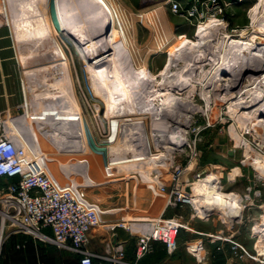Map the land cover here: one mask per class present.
Instances as JSON below:
<instances>
[{
    "label": "rangeland",
    "instance_id": "obj_1",
    "mask_svg": "<svg viewBox=\"0 0 264 264\" xmlns=\"http://www.w3.org/2000/svg\"><path fill=\"white\" fill-rule=\"evenodd\" d=\"M107 1L112 10L114 27L118 31V40L113 43L110 41L112 23L98 35L96 31L95 35L92 34L96 40L91 45L92 49L97 48L104 53L102 61L92 59L86 42L78 40L70 30L56 28L58 20L54 13L52 14V3L55 0H41L35 3L40 5V12L43 10L41 13L45 20L49 19L46 22L50 23L53 34L39 49H36L34 39L25 43L28 52L32 49V56L28 60L29 68L33 71L27 79L30 87L28 101H38L37 113H31L30 116L33 120L37 119V127L41 128L38 129L27 122L25 128L20 129V132L25 131L36 144L34 150L27 145L25 148L36 154L41 163L48 165L50 171L62 183H78L82 194L90 200L105 194L123 193L124 186L112 185L105 189L103 195L98 189L88 186V183L98 181L90 180L87 176L91 168L87 155L93 154L94 167L99 169L101 166L108 175H112L115 168H106L114 167L117 163H124L125 167L132 166L141 171H144V168L151 172L161 169L171 180L168 192L172 191L173 196L185 193L204 203V214L193 218L199 221V224H192L195 229L227 239L232 238L241 244L250 255L241 264H262L264 84L260 85L259 82L264 78V42L259 43L257 37L252 40L251 36L254 35V27L258 23H264V0H182V10L178 12L172 9L171 0ZM186 9L189 13L180 12ZM57 44L62 48L64 60L53 53ZM173 48L174 52L170 51ZM235 49L242 52L239 53L241 55L236 54ZM231 52L235 53V58L229 64L230 72L226 71L224 74L220 66L222 63L227 65L228 61L225 59ZM84 55L90 57L89 60L85 59ZM254 57L263 61L261 67L253 64L251 59ZM247 59L250 60L239 66L240 62ZM60 61L66 65L60 64ZM114 63L119 68L117 73H121L125 82L135 87L133 96L137 107H142L148 101L164 102L162 99L171 97L165 98L167 102L174 96V103L165 104L164 108H154L144 115L143 125L147 130V138L144 140L145 151L141 158H137V154H127L130 149H122L130 143L129 139L131 143L138 145L141 140L139 133L127 134L133 138L131 139L121 130L113 138L114 134L110 131L113 124L107 116L105 98L95 90L97 83L91 76L92 72L100 74L113 86L114 78L111 79L110 76L115 72ZM141 69H145L147 75L138 79ZM248 75L256 77V82L249 80ZM219 76L220 81H213ZM64 80L69 81H65V86ZM180 81L185 84L182 85ZM172 82H176L174 87L177 91L166 84ZM244 92L247 93L245 97L242 95ZM47 94H52V97H46ZM252 97L258 99L246 104V99ZM236 109L248 118L238 120L234 112ZM59 111L78 112L80 120L63 121L65 116L58 118V115H55ZM23 114L24 111L19 112L18 121L26 119ZM8 119L7 116H0L2 130L4 121ZM171 119L177 120V123ZM6 122L8 126L11 125L10 121ZM119 122L121 128L127 126L125 120L121 119ZM155 123L162 124L165 128L164 135H154L150 131L151 127L155 128ZM137 125L139 126L133 124V127ZM57 126L59 131L60 126H64L61 130L65 132H59L64 135L58 146L61 151L70 147L73 149V142L80 141V137L82 139V136L78 135L82 129L85 144L81 143L83 147L79 145L80 148L76 149L77 155L83 154L80 155L81 158L71 161L49 153L46 139L59 134L51 131ZM38 130L48 132L40 134ZM67 134L71 135L70 143ZM35 135L43 139L39 142L44 148L43 151L39 148ZM134 135L138 137H132ZM21 140L24 141L23 138ZM110 144H117L122 147L121 151H124L116 148L119 152L116 156L115 151L111 152L113 150ZM80 150L81 153H78ZM109 153L113 154V157H108ZM98 155L101 158L97 157ZM115 158L120 160L115 162ZM74 162L75 164L71 165ZM195 192L198 195H193ZM97 203L101 205L99 201ZM187 205L191 212L192 206L189 203ZM217 228L221 229L215 231ZM63 250L72 256L71 251ZM188 264H192L191 259Z\"/></svg>",
    "mask_w": 264,
    "mask_h": 264
},
{
    "label": "crops",
    "instance_id": "obj_2",
    "mask_svg": "<svg viewBox=\"0 0 264 264\" xmlns=\"http://www.w3.org/2000/svg\"><path fill=\"white\" fill-rule=\"evenodd\" d=\"M14 2L17 11H21L24 2L20 0H14ZM9 11L8 2L0 0V116L9 117L6 121H10L11 125H17L20 129L25 128L27 122L37 127V119L33 120L30 114L37 112L38 101L32 103L28 101L30 87L27 79L33 74L32 69L29 68L28 51L25 46L29 39L24 38L26 35L16 32L15 26L8 20ZM20 111H24L26 119L18 121L20 119L18 118L13 121L14 117L19 116ZM60 134L47 137L49 153L71 161L81 158L83 154H78L81 155L79 157L77 150L71 147L64 151L58 148L64 136ZM35 138L43 151L44 148L39 144L43 139L41 137L39 139L36 135ZM67 138L70 143L71 135L67 134ZM81 140L85 141L83 135ZM78 153H81V150ZM112 155L109 153L108 157ZM86 158H89L90 171H92H89L87 176L90 180L98 181L88 183V186L98 189L102 195L105 189H109L112 185L124 186L123 193L118 195L111 193L91 198L92 201H99L100 206L105 210L102 215L104 224L91 228L88 233L87 247L95 254V264H101V257L108 254L117 244H122L127 257L133 259L137 234L148 226V221L151 219L176 218L183 223L199 224V221L190 219L191 212L188 210L187 203L177 205L168 203V187L171 185V180L167 178L163 170L157 169V172H151L148 168H144V171H141L132 166L125 167L124 163H117L122 165L116 164L114 167L106 168L107 170L115 168L112 170L113 174L108 175L101 166L99 169L94 167L93 154L87 155ZM157 181H161L166 190H161ZM120 222L124 223V226H116L112 230L106 227ZM220 229L217 228L215 231ZM45 232L50 234L49 229H45ZM196 237L195 234H182L178 239L177 250L173 254L167 253L164 244L156 241L153 244V250L140 260V264H188L189 259L192 260V264H231L232 238L217 239L212 242L205 236L202 238V248L198 252L189 251L186 245ZM239 263L241 264L238 261ZM0 264H78V256L75 253L71 256L68 251L56 247L51 242H45L7 226L0 232Z\"/></svg>",
    "mask_w": 264,
    "mask_h": 264
},
{
    "label": "built area",
    "instance_id": "obj_3",
    "mask_svg": "<svg viewBox=\"0 0 264 264\" xmlns=\"http://www.w3.org/2000/svg\"><path fill=\"white\" fill-rule=\"evenodd\" d=\"M181 1L171 0L175 12L182 10ZM180 12L189 13V10ZM18 118L20 116L14 117L13 121ZM21 135L24 141L14 135L5 122L3 130L0 126V183L5 182L0 187V232L9 226L15 231L75 253L78 264H94L95 254L87 247L88 233L91 228L104 224L102 215L105 210L99 203L83 195L78 183H62L48 165L41 163L38 157L28 155L25 145L34 150L36 144L25 131ZM157 183L161 190H166L161 181ZM182 194L178 193L175 197L172 191L169 192L168 203H189L192 206L190 219L193 220L197 216L196 211L190 198L182 197ZM116 226H124V223L106 227L112 230ZM45 229H49L50 234ZM181 230L197 236L186 245L193 252L202 248V238L205 236L212 242L217 239L227 240L226 237L197 230L191 223H183L176 218L158 217L149 220L148 226L138 232L132 260L127 257L124 246L117 244L101 257V264H140L139 261L153 250L156 241L162 242L167 253L173 254L177 250ZM230 250L231 264L243 262L250 256L235 241L231 242ZM261 263L264 264V261Z\"/></svg>",
    "mask_w": 264,
    "mask_h": 264
},
{
    "label": "bare ground",
    "instance_id": "obj_4",
    "mask_svg": "<svg viewBox=\"0 0 264 264\" xmlns=\"http://www.w3.org/2000/svg\"><path fill=\"white\" fill-rule=\"evenodd\" d=\"M9 1V6H10V11L8 13V20L11 21V23L15 26V29H16V32L21 34V35H26L24 38L26 39H34L35 42H36V49L38 48H41L43 44H45L46 41L49 40L51 34L52 33V29L50 27V23L48 24L46 22V19L44 18L43 16V10L40 12V5L37 6L35 3L38 1H41V0H27L24 2V4H22V10L21 11H17V8H15V5H14V0H8ZM43 1V0H42ZM103 1V2H102ZM102 1H99V0H55L53 4L54 6V9H52V14L54 13V16L57 18L58 20V23L56 25V28L57 29H60L62 28L63 30H66V31H69L72 32L73 35L77 36L78 40H80L81 42H86V48L88 50H91L89 54L92 55V59H96L97 61H102L103 60V52H101V50L97 49V48H94L92 49L93 47L91 46L93 43H95L96 40L95 37H94V33L96 31V35H98L102 30L103 28L107 27V25H110L112 23V33L110 35V41L113 43V42H116L118 40V31L117 29L114 27V21H113V18H111V7L109 5V2L107 0H102ZM45 2V0H44ZM105 2V3H104ZM264 3V2H263ZM7 4V3H6ZM19 4V3H18ZM46 5V4H45ZM51 5V3H50ZM48 6V5H47ZM45 9V8H44ZM45 11V10H44ZM51 12V11H50ZM48 16V15H47ZM33 17L35 19H33ZM55 19V18H54ZM49 20V19H48ZM53 21V20H52ZM99 23L101 24L99 26ZM98 26V27H97ZM109 27V26H108ZM54 28V27H53ZM255 30H254V35H252V40L254 37H257L258 38V42L259 43H262L264 42V23L261 24V23H258L255 27ZM73 29V30H71ZM55 30V29H54ZM201 32V31H200ZM94 34V35H92ZM245 34V32L243 33ZM55 35H56V32H55ZM71 35V33H70ZM54 37V36H53ZM200 37V36H199ZM243 37V36H242ZM70 38V37H69ZM72 38V37H71ZM76 39V38H75ZM185 39V38H184ZM183 39V40H184ZM25 40V39H23ZM63 41V40H62ZM233 41V40H232ZM53 42V41H52ZM55 42V41H54ZM79 42V41H78ZM180 42V41H179ZM182 42H185V41H182ZM181 42V43H182ZM248 42V41H247ZM257 42V43H258ZM246 43V42H244ZM54 44V43H53ZM83 44V43H82ZM255 44V43H254ZM178 45V44H177ZM185 45V44H184ZM76 46V45H75ZM99 46V45H98ZM176 46V45H175ZM80 47V46H79ZM55 48V47H53ZM172 48V47H171ZM179 48V47H178ZM34 49V48H33ZM35 49V50H36ZM77 49V48H76ZM52 50V49H51ZM80 50V49H79ZM173 49H171L170 51L174 52ZM83 51V50H82ZM86 51V50H85ZM236 51V54H239V53H242L240 51H238V49H235L234 52ZM32 49L30 50V52L27 53V59L29 60V58L32 56ZM54 55H57L58 58L60 59H65V56H64V53L62 51V48L59 44H57L55 50L53 51ZM86 53V52H85ZM232 53V52H231ZM229 54V56L225 59V61H228L227 62V65L226 63H222V65L220 67H222V73L225 74L226 71H229L228 70L230 68L229 64H231L232 62V59L235 58V53L233 54ZM88 54V53H87ZM241 55V54H239ZM238 55V56H239ZM84 58L85 59H88L90 57H88L87 55H84ZM111 59V58H110ZM27 60V61H28ZM250 60V59H247V60H244L242 62H240V65L239 66H242L243 64H246L247 61ZM253 64L255 66H258V67H261L262 66V60L259 58V57H254L251 59ZM95 61V60H94ZM29 62V61H28ZM59 63V62H58ZM62 63V65H66L65 62L63 61H60V64ZM91 63V62H90ZM98 63V62H97ZM56 64V63H55ZM96 64V63H95ZM116 65V63H114ZM53 66V64H51ZM58 66V65H57ZM45 67V66H43ZM127 67V66H126ZM42 68V67H41ZM39 68V69H41ZM58 69V67H56ZM65 68V67H64ZM63 68V70H64ZM111 68V67H110ZM109 68V69H110ZM132 68V67H131ZM44 69V68H43ZM66 69V68H65ZM220 69V68H219ZM27 70V69H26ZM25 70V71H26ZM38 70V69H37ZM65 71V70H64ZM63 71V72H64ZM92 71V69H91ZM94 71V70H93ZM114 75H111L110 78L113 79L114 78V85L113 86H110L104 79V77L100 74H94L92 72L91 76L92 78L96 81L97 85L95 84V90L99 93V94H103L104 98H105V102H106V111H107V116H109L111 118V121H112V124L113 126L111 125V128H110V131L114 134L113 135V138L117 136V133H120V131L124 130V133L125 136H127V134H131L133 135V133H139V135L141 136V140H140V143L138 145H135L134 142L131 143V140L129 139V142L130 143H127L126 146H124V148L120 147V146H117V144H110V147L113 151H111L112 153H114L115 151V154H117L116 156H118V151H116L115 149L117 148L118 150L121 151L120 148L122 149H125V150H129V153L133 156L135 154H137V158H141L144 154L143 151H145V146H144V140L147 138L146 137V133H147V130L145 129L143 123V118H144V115L146 113H148L150 110L156 108L158 109L159 107L161 108H164L166 107L165 104H172L174 103V96H172L173 98L167 102H165V98L166 99H169L171 97H165L164 99V102L163 101H148L146 104H144L141 108L140 107H137V101L134 99V96L135 95V87H132L131 85H129L127 83V81L125 82V79L122 78V74L121 73H117L119 72V68L118 66L116 65L114 67ZM27 72V71H26ZM68 73V72H67ZM66 73V74H67ZM227 73V72H226ZM147 73H146V70L145 69H141L139 71V75H138V79L139 78H144L146 77ZM64 76H67V75H64ZM69 76V74H68ZM262 76H264V74H262ZM259 77V76H258ZM261 77V76H260ZM66 78V77H64ZM130 78V77H129ZM219 78V79H218ZM217 78V80H213V81H220L221 77L219 76ZM248 78L249 80H251L253 83L256 82V77H252L251 75H248ZM131 79V78H130ZM223 79V78H222ZM62 80V79H61ZM68 80V79H67ZM128 80V79H127ZM65 81L64 80V86H65ZM63 82V81H62ZM67 83L69 81H66ZM101 83L103 85H101ZM132 83V82H131ZM139 83V82H138ZM176 82H172V83H166L167 85H169V87L171 89H174L175 91H177V88L174 87ZM180 83L183 85L185 83H183L182 81H180ZM187 83V82H186ZM213 83V82H212ZM260 85H263L264 84V78L260 79ZM58 84V82H57ZM180 84V85H181ZM69 85V84H68ZM67 86V84H66ZM70 86V85H69ZM66 89V88H64ZM68 90V89H67ZM70 91V90H69ZM141 92V91H140ZM247 92V91H246ZM246 92H244L242 95L243 97H245V94H247ZM69 93V92H68ZM70 94V93H69ZM212 94L214 95L215 92L213 90ZM212 95V96H213ZM217 95V94H216ZM171 96V95H170ZM46 97H52V94H47ZM70 97V95H69ZM213 98V97H212ZM215 99H217L216 97H214ZM253 98V99H252ZM250 99H246V104L248 103H252L254 101H256L258 98H254L252 97ZM214 99V100H215ZM217 101V100H216ZM212 103H214L212 101ZM62 108V107H61ZM64 108V107H63ZM144 108V109H142ZM241 109V108H240ZM66 111V110H65ZM235 113V116L238 120H241L242 118H248L245 116V114H243L242 112H240V110H234ZM37 113V112H36ZM35 114V113H34ZM33 114V115H34ZM55 115L57 116L58 115V118L59 117H64V119H62L63 121H79L80 120V115L78 114V112H56ZM172 115V114H171ZM170 116V115H169ZM151 117V116H150ZM170 118V117H169ZM66 119V120H65ZM125 120V124H127V126L123 129L121 128L120 126V120ZM60 120V119H59ZM172 120V119H171ZM175 120V119H174ZM172 120V122H176L177 123V120L174 121ZM5 124L7 125V122L4 121ZM55 122V121H54ZM59 123V122H58ZM79 123V122H78ZM84 123V122H83ZM161 123V122H160ZM54 124V123H53ZM52 124V125H53ZM61 124V123H60ZM66 124V123H65ZM80 124V123H79ZM133 124L134 126L136 124H139V126L137 125L136 127H133ZM164 125V124H163ZM51 126V124H50ZM55 126V124H54ZM70 126V124H69ZM68 126V127H69ZM83 126V125H82ZM155 128L151 127V132L155 135L159 134V133H162L164 135L165 133V128H163L162 124H159V123H155L154 124ZM7 127H9V129L11 130V132H13L14 135L18 136L20 138L21 136V130L20 128L17 126V125H10ZM62 126H60V131L58 130V126L57 128H53L54 130H51V131H54V133H59L61 132L63 129V127L61 128ZM67 127V126H65ZM71 127V126H70ZM80 128V127H79ZM38 129H41L40 126H38ZM71 129V128H70ZM88 129V128H87ZM74 130V129H73ZM77 130V129H76ZM39 133H47V132H43L42 130H38ZM56 131V132H55ZM64 131V130H63ZM62 131V132H63ZM69 131V130H68ZM72 131V129H71ZM50 132V131H49ZM61 132V133H62ZM70 132V131H69ZM77 132V131H75ZM74 132V133H75ZM73 133V132H72ZM85 133V132H84ZM71 134V133H70ZM83 134V131L82 129L79 130V136H82ZM74 134H72L73 136ZM111 135V136H112ZM76 136V135H75ZM86 136V135H85ZM138 137V135H134L132 137ZM77 137V136H76ZM128 137V136H127ZM126 137V138H127ZM75 138V137H74ZM128 138H131L130 136ZM124 139V138H123ZM133 139V138H131ZM76 140V138H75ZM138 140V138H137ZM136 140V141H137ZM135 141V142H136ZM80 143V144H79ZM85 144V141L84 140H81V137H80V141H75L73 142V149H77L79 147V145H82V144ZM126 143V142H125ZM137 144V143H136ZM125 145V144H124ZM129 145V146H128ZM106 146V145H105ZM104 146V147H105ZM83 147V145H82ZM86 149H87V146H85ZM109 147V148H110ZM126 147V148H125ZM80 148V147H79ZM89 149V147H88ZM108 149V148H107ZM110 149V150H111ZM27 150V149H26ZM109 150V149H108ZM109 150V151H110ZM124 151V150H122ZM121 151V152H122ZM120 152V153H121ZM27 153L28 155H31V156H35L37 157L36 154L30 152L29 150H27ZM111 154V153H110ZM113 157V156H112ZM120 157V156H119ZM111 158V157H110ZM38 160L40 161L41 159L38 157ZM120 158H115V162L116 161H119ZM107 174V173H106ZM193 195H198L197 192H195V194ZM191 195H187V194H182V197H188ZM213 197H216V196H213ZM216 199H220V198H216ZM190 202L192 203L195 211H196V214L198 216H201L204 214V206H203V202L200 203L199 199H195L194 197H191L190 198ZM206 203V202H205ZM121 220V219H120Z\"/></svg>",
    "mask_w": 264,
    "mask_h": 264
},
{
    "label": "trees",
    "instance_id": "obj_5",
    "mask_svg": "<svg viewBox=\"0 0 264 264\" xmlns=\"http://www.w3.org/2000/svg\"><path fill=\"white\" fill-rule=\"evenodd\" d=\"M218 1V0H217ZM220 1V0H219ZM218 4H219V2H217ZM5 182L4 181H2L0 184L1 185H3ZM182 234H186V232L185 231H183V230H181L180 232H179V235H178V239H179V237L182 235ZM130 259V258H129ZM132 260V259H131ZM139 263H140V261H139ZM95 264V263H94Z\"/></svg>",
    "mask_w": 264,
    "mask_h": 264
},
{
    "label": "water",
    "instance_id": "obj_6",
    "mask_svg": "<svg viewBox=\"0 0 264 264\" xmlns=\"http://www.w3.org/2000/svg\"><path fill=\"white\" fill-rule=\"evenodd\" d=\"M54 8V7H53Z\"/></svg>",
    "mask_w": 264,
    "mask_h": 264
}]
</instances>
